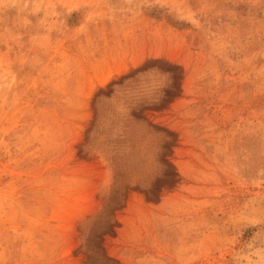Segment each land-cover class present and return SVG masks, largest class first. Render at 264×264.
Returning <instances> with one entry per match:
<instances>
[{"label":"rangeland","instance_id":"obj_1","mask_svg":"<svg viewBox=\"0 0 264 264\" xmlns=\"http://www.w3.org/2000/svg\"><path fill=\"white\" fill-rule=\"evenodd\" d=\"M0 264H264V0H0Z\"/></svg>","mask_w":264,"mask_h":264}]
</instances>
